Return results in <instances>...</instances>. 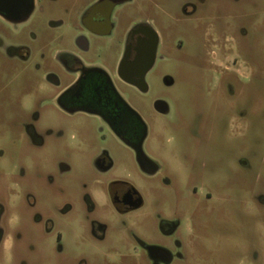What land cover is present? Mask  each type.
Segmentation results:
<instances>
[{
	"label": "flooded vegetation",
	"instance_id": "flooded-vegetation-1",
	"mask_svg": "<svg viewBox=\"0 0 264 264\" xmlns=\"http://www.w3.org/2000/svg\"><path fill=\"white\" fill-rule=\"evenodd\" d=\"M216 1L0 0V27L18 31L36 14L48 31L36 53L23 42L0 37V51L4 52L0 60L3 56L7 63H14L12 67H22L25 81V71L31 70L41 83L40 92L34 94L43 100L24 102L25 115L15 123L16 131L26 154L50 150L63 157L55 172L38 173L33 183L25 185L21 200L0 197V264H26L17 245H22V253L32 254L39 248L36 239L41 236L53 238L58 256L71 250L69 260L59 264H184L183 254L200 247L193 239L198 242L202 237L205 204L212 194L192 187L197 205L190 210L188 176L183 173L206 165L218 167L228 172L221 183L230 187L235 156L229 149L224 155L215 153L224 158L222 166L203 161L194 164L176 150V133L166 136L165 157L148 153V127L118 86L131 89L138 98H150L154 114L170 123L174 77L162 74L159 81L164 91L154 94L146 76L157 57L164 55L165 44L174 43L182 55L190 38L192 58L198 66L208 67L205 71L216 83L207 93L218 95L220 102L231 107L232 115L215 122L219 139L230 146L238 122L248 120L247 107L240 104L241 96L251 94L247 83L260 76L264 88V19L253 31L239 21L252 17V12L238 14V0H225L229 5L222 11L216 9ZM122 23L127 27L119 35L116 28ZM65 27L74 32V49L69 51L57 48L55 33ZM259 36L262 46L254 51ZM112 45L118 48L107 67L102 55ZM165 54L171 55L170 47ZM258 58L262 59L261 69L251 62ZM5 71L7 78L11 70ZM8 81L10 78L3 86L6 90ZM24 93L27 95L26 90ZM56 114L61 115L60 121ZM109 138L130 154L133 167L143 178L161 180L170 192L164 209L154 197L152 210L147 212L151 203L145 194L128 174H117V164L104 147ZM93 140L97 144L94 149ZM198 140L205 143L203 138ZM75 155L83 158L79 168L92 173L99 193L86 191L79 203L68 185L71 180H67L76 168L72 162ZM83 187L87 188L86 184Z\"/></svg>",
	"mask_w": 264,
	"mask_h": 264
},
{
	"label": "rangeland",
	"instance_id": "rangeland-1",
	"mask_svg": "<svg viewBox=\"0 0 264 264\" xmlns=\"http://www.w3.org/2000/svg\"><path fill=\"white\" fill-rule=\"evenodd\" d=\"M216 3V9L219 11L229 5L225 0H217ZM236 10L238 14L244 11L252 12V17L239 19L248 29L255 31L261 27L264 19L262 13L264 0H238ZM40 22L35 14L28 26L18 31L0 27V37L11 42H23L36 53L39 43L45 41L48 36V31ZM126 27V23L120 24L116 28V33L121 35ZM55 35L58 36V49L68 51L74 49L72 29L62 28L57 30ZM257 41V45L253 46L254 51H260L262 46L260 36ZM175 46L174 43L163 46L164 55L157 57L146 76V82L154 94L164 91L159 81L162 74L169 73L174 77L176 87L171 91L170 123L167 119L154 114L150 98H138L131 89L121 85L118 89L125 94L130 105L148 127L150 135L145 144L148 153H158L165 157L168 138L166 136L176 133L179 136L175 145L176 150L189 156V161L194 164L203 161L206 164L209 162L208 164L212 166L219 163L222 166L224 158L215 153L220 152L224 155L229 149L235 156L237 163L235 169L231 171L234 184L230 187L221 183L228 172L218 167L207 168L206 165L202 170L193 168L183 173L184 177L188 176L189 194L186 201L190 210L197 205L191 194L192 187H200L212 194V200L205 204L203 215L205 229L202 237L198 242L196 237L193 239L200 247L191 248L183 254L186 261L184 264H264V88L261 87V77L258 76L256 80L247 83L251 94L241 96L240 104L247 107L248 120L238 122L235 137L228 146L219 139L215 122L218 118L232 115L230 105L220 102L218 95L207 93V90H213L212 86L216 83L212 74L205 71L208 67L203 64L198 66L192 58L194 52L192 40L188 39L182 55ZM167 47L171 48L170 56L165 54ZM117 48L112 45L103 53L107 67L110 66L109 62L115 56L114 51H117ZM4 59L2 56L0 60V197L5 200H21L25 185L29 181L33 183L38 173L55 172L58 160L63 157L50 150L26 154L25 143L20 133L16 131L15 123L20 122L25 115L24 102L43 100L34 94L41 89L39 88L41 83L31 70L25 71L24 76L26 75L27 79L23 80L22 67H12L14 63H7ZM251 62L254 68L263 67L261 58L252 59ZM6 69L11 70L7 73V78ZM8 78L10 82L8 81L6 90L3 86ZM25 90L27 95L24 93ZM55 117L61 120V115L56 114ZM160 133L162 137L158 136ZM198 138H203L205 143H201ZM104 147L112 156L114 164H117L115 169L117 174H128L130 181L151 203V209H147V212L152 210L154 197L160 199L164 209L170 192L163 187L161 180L143 178L133 167L130 154L115 140L109 138ZM92 148H97L94 140ZM72 162L76 168L74 167L67 180H71L68 185H71L74 199L79 203L80 196L86 191L97 195L98 189L93 183L92 173L79 168L83 164V158L75 155ZM84 184L87 188L83 187ZM109 212L108 209L104 210L107 217L111 218ZM36 240L40 246L32 254L22 253V245H17L19 254L26 264H59L60 260H69L71 250L67 249L63 256H58L52 237L41 236Z\"/></svg>",
	"mask_w": 264,
	"mask_h": 264
},
{
	"label": "water",
	"instance_id": "water-1",
	"mask_svg": "<svg viewBox=\"0 0 264 264\" xmlns=\"http://www.w3.org/2000/svg\"><path fill=\"white\" fill-rule=\"evenodd\" d=\"M150 65H151V62H150ZM148 67H149V66H148ZM148 67L144 70V72L147 71Z\"/></svg>",
	"mask_w": 264,
	"mask_h": 264
}]
</instances>
